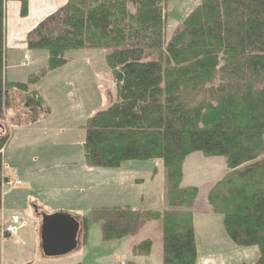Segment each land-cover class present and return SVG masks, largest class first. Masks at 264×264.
<instances>
[{
  "label": "trees",
  "instance_id": "16d2710c",
  "mask_svg": "<svg viewBox=\"0 0 264 264\" xmlns=\"http://www.w3.org/2000/svg\"><path fill=\"white\" fill-rule=\"evenodd\" d=\"M166 37V0H67L26 35L29 52L47 64L25 83L5 78V4L0 0V120L6 93L26 92L68 64L69 52L98 51L115 80L113 101L86 119L84 164L117 171L128 162L159 161L164 171L160 211L99 207L88 220L103 243L136 235L157 222L162 264H196L192 227L196 187H182L186 158H223L226 173L206 195L230 242L255 247L264 264V0H198ZM0 135V207L2 150ZM150 241L132 249L147 255Z\"/></svg>",
  "mask_w": 264,
  "mask_h": 264
},
{
  "label": "crops",
  "instance_id": "0c3cea01",
  "mask_svg": "<svg viewBox=\"0 0 264 264\" xmlns=\"http://www.w3.org/2000/svg\"><path fill=\"white\" fill-rule=\"evenodd\" d=\"M66 2L28 0L25 17L20 16L18 2L5 4L4 73L7 81H27L30 74L17 71L18 68L27 67L28 63L37 59L35 56H43V53L27 51L26 35ZM97 52L79 51L73 54L82 58L89 54L100 56ZM24 56L27 57L25 60ZM31 56H34L33 59ZM69 59L72 58L68 56ZM62 69L49 72L46 78ZM86 70L80 69L66 79L54 82L52 87H43L42 83L46 80L43 79L29 85L26 92L10 90L6 93L7 107L4 120H0V135L7 133L8 140L2 150L1 177L12 183L19 181L20 185L2 187L0 264H81L89 232L80 245V231L91 209L129 206L132 209L160 211L164 207L163 190L156 197L149 192L144 195L137 191L138 187L151 183L154 178L145 166L146 162L129 168L125 165L124 169L117 171L94 169L84 164L82 146L85 131L81 126L98 111L92 109L87 79L82 78ZM207 161L199 153L188 156L182 167L181 186L194 187L190 184L191 179L186 177L187 171L196 164L205 165ZM154 163L157 165L159 161ZM203 207L205 212L194 211L192 216L196 264H253L257 260V249L234 246L224 232L222 217L211 213L207 202ZM54 214L71 217L78 222L79 230L75 249L63 256L52 257L42 251L41 226L43 215ZM13 217L24 225L15 235H3V223ZM212 218L218 220L219 227L216 229L206 228V222L204 226L200 225V220ZM149 228H152L153 239L152 236L142 235ZM144 241L151 243L149 253L134 256L132 249ZM110 243H117L112 249L105 250H111L106 258L111 257L113 264H162V238L157 222L147 223L132 237Z\"/></svg>",
  "mask_w": 264,
  "mask_h": 264
},
{
  "label": "rangeland",
  "instance_id": "374dc122",
  "mask_svg": "<svg viewBox=\"0 0 264 264\" xmlns=\"http://www.w3.org/2000/svg\"><path fill=\"white\" fill-rule=\"evenodd\" d=\"M198 0H166L164 6V13L167 19V24L165 27L166 37H169L174 27L177 23L181 22L198 4ZM92 52V51H91ZM97 52V51H96ZM43 56L38 54L37 59H33L34 56H31L33 61L32 63H28V66L25 68H18L17 71H23L25 74H36L41 68H45L47 61L45 58V52H42ZM73 53L69 52L67 57H71L69 59L68 65L63 66L62 71L53 74L51 77L42 78L46 79L43 83V87H52V84L56 81H60L66 79L73 73H77L78 70L83 69L86 70L83 74V79H87V91L91 93V106L92 109L96 108V110L105 109L114 99L115 94V80L111 71L106 67L103 62V58L101 56L89 54L85 58L80 56H75ZM74 55V56H73ZM99 55V54H98ZM27 57L24 56V60ZM8 64V63H7ZM25 64V63H24ZM23 64V65H24ZM8 70V67H7ZM86 75V77H85ZM78 82V77L76 78ZM39 81V82H40ZM38 82V83H39ZM80 82V81H79ZM53 89V88H52ZM89 102V100H88ZM199 156L207 159L205 165H195L193 169H189L187 171V179H191V183L194 187H196L199 191L198 197L194 206L195 213L205 212L204 205H206V195L211 186L220 180L223 175L226 173V165L225 160L223 158H206L202 154L199 153ZM193 160H191L192 162ZM139 163L145 162H128L124 164L125 167L129 168L130 166H139ZM145 164L146 167L150 169V174L154 175V178L151 183H147L144 186L138 187L137 191L141 194L146 195L148 192L151 193L154 197L163 190V168L161 163L159 162L157 165L154 161H148ZM122 166L121 169H124ZM155 171V172H153ZM149 175V176H151ZM142 178H145L142 175ZM218 217V216H216ZM220 218V217H219ZM207 219V218H206ZM217 219V218H216ZM10 220V219H9ZM85 220V219H84ZM8 222V221H7ZM206 222V228H214L219 227L218 220H214L213 218L210 220H200V225L204 226ZM4 224V223H3ZM208 225V226H207ZM88 229V230H87ZM89 232V240L86 245H84V253L80 259L81 264H113V259L111 257L106 258L110 251H105L106 249H112L117 245V243L104 244L100 238V227L97 224L90 223L88 219H86V224L82 222V228L80 231L79 243L82 245L84 236ZM153 231L152 228L146 230L142 235L143 236H152L153 239ZM81 248V247H80ZM107 252V253H106ZM106 253L104 256L103 254ZM104 257L101 260H97V258Z\"/></svg>",
  "mask_w": 264,
  "mask_h": 264
},
{
  "label": "water",
  "instance_id": "95a60500",
  "mask_svg": "<svg viewBox=\"0 0 264 264\" xmlns=\"http://www.w3.org/2000/svg\"><path fill=\"white\" fill-rule=\"evenodd\" d=\"M79 230L77 221L64 214L43 215L41 226L42 251L46 256H63L76 247Z\"/></svg>",
  "mask_w": 264,
  "mask_h": 264
},
{
  "label": "built area",
  "instance_id": "2783aa9c",
  "mask_svg": "<svg viewBox=\"0 0 264 264\" xmlns=\"http://www.w3.org/2000/svg\"><path fill=\"white\" fill-rule=\"evenodd\" d=\"M13 184L16 185V186H19L20 182L17 181L15 183H12L11 181H8L4 185L5 186H12ZM23 225L24 224L21 221H19L15 217H13L7 223H4L2 225L1 232H2L3 235L12 236V235H15L19 231V229L22 228ZM116 264H120V263H116Z\"/></svg>",
  "mask_w": 264,
  "mask_h": 264
}]
</instances>
